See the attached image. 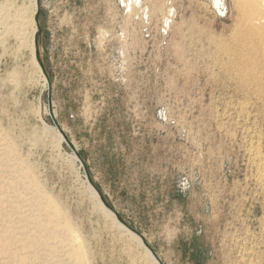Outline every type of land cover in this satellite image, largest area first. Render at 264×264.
I'll use <instances>...</instances> for the list:
<instances>
[{
  "label": "rangeland",
  "instance_id": "1",
  "mask_svg": "<svg viewBox=\"0 0 264 264\" xmlns=\"http://www.w3.org/2000/svg\"><path fill=\"white\" fill-rule=\"evenodd\" d=\"M7 1L28 17L36 2ZM38 2L50 91L32 63L35 22L22 46L0 35L2 196L14 177L4 161L26 163L74 227L85 264H153L102 211L86 171L162 264H264V111L253 88L245 96L219 79L230 57L215 49L230 0Z\"/></svg>",
  "mask_w": 264,
  "mask_h": 264
},
{
  "label": "bare ground",
  "instance_id": "2",
  "mask_svg": "<svg viewBox=\"0 0 264 264\" xmlns=\"http://www.w3.org/2000/svg\"><path fill=\"white\" fill-rule=\"evenodd\" d=\"M230 2L232 24L228 35L223 37V34H220L215 40L217 54H227L230 57L226 63H218L219 79L225 84H234L237 87L236 90L243 92L245 96L251 95L247 89L253 88V94L261 100L264 111V0H230ZM31 7V15L28 17L26 7H17L15 2L7 0L0 4V35L2 38L3 35H12L20 41L21 46L25 43L26 25L31 23L33 26L34 24L33 15L36 12V6L32 3ZM34 30L33 27V35ZM227 38L232 41V48L227 44ZM31 55L34 57V44L32 43ZM34 61L32 58L37 74L46 84ZM244 116L246 117V114ZM251 117L252 119L257 118ZM59 137L63 141L60 135ZM12 153H14L13 150L9 148L3 156L8 159ZM72 158L78 162L73 153ZM9 161L5 160L3 163L4 175L9 177L14 175V177L6 182L8 196L3 197V193H0V255L3 257L0 264H66L65 261L69 264H85V248L74 227L69 223V219L65 217L66 214H63L53 201L43 195L37 184L38 181L36 182L37 179L33 178L32 171L26 167L28 166L26 163H21L20 168H14ZM2 180L0 179V188L3 187ZM85 183L102 211L121 227L113 215L101 205L86 180ZM22 191L27 192L28 198L18 201ZM127 233L136 240L153 264H157L142 246L140 240L129 232Z\"/></svg>",
  "mask_w": 264,
  "mask_h": 264
},
{
  "label": "water",
  "instance_id": "3",
  "mask_svg": "<svg viewBox=\"0 0 264 264\" xmlns=\"http://www.w3.org/2000/svg\"><path fill=\"white\" fill-rule=\"evenodd\" d=\"M35 6H36V12H35V15L38 14L39 12V2L38 0H36L35 2ZM34 22L36 24V17L34 18ZM41 33V29L40 27L36 24V31L33 35V42H34V59H35V62L37 63V66L39 67L44 79H45V82L47 84V87H48V90L50 91V80H49V77L48 75L46 74L43 66H42V63H41V60L39 58V47L37 45L38 43V38H39V35ZM51 116V119L54 123V125L56 126L57 130H58V133L59 135L64 139V135H63V132L62 130L58 127V124L57 122L55 121V118L53 116V114H50ZM65 140V139H64ZM65 142L67 143V141L65 140ZM68 144V143H67ZM72 150V153L75 155V157L77 158L78 162L80 163V165L83 167V161L81 160V158L78 156L76 150L74 148H71ZM85 172V178H86V181L87 183L89 184V186L91 187V189L93 190V192L96 194V196L98 197L101 205L110 213L113 215V217L115 218L116 222L121 226L123 227L127 232H129L131 235L135 236L136 238H138L142 244V246L150 253V255L153 257V259L156 261L157 264H162L161 261L157 258V256L154 254V252L152 251V249L148 246V244L143 240L142 236L136 232L133 228H131L130 226H128L127 224H125L121 218L118 216V214L103 200L102 198V195H101V192L100 190L91 182L89 176H88V173L86 171Z\"/></svg>",
  "mask_w": 264,
  "mask_h": 264
}]
</instances>
